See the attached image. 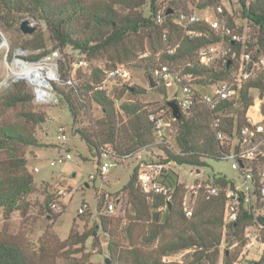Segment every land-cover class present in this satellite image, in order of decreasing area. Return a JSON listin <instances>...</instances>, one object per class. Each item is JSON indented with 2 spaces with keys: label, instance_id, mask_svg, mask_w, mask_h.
<instances>
[{
  "label": "trees",
  "instance_id": "16d2710c",
  "mask_svg": "<svg viewBox=\"0 0 264 264\" xmlns=\"http://www.w3.org/2000/svg\"><path fill=\"white\" fill-rule=\"evenodd\" d=\"M130 1L132 4L126 2L125 5L131 11L122 14L115 8V4H123L121 0H0L4 5L0 9V19L8 22L2 23L4 27L11 28L17 24L16 13L36 15L45 20L56 48L64 52L65 48L70 47L78 52L79 58L84 57L90 61L88 79L75 77L72 84H67L72 75H69L67 67L66 70L60 68L63 71L60 81L67 90L57 86L55 88L60 101L69 109L73 122H76L83 111L91 116V126L76 131L98 162L99 172L106 149L114 152L118 158L128 156L124 159L127 160L150 148L158 147L164 152L159 162H175L177 165L195 168L208 167L209 160L224 161V154L230 146L217 140L211 125L212 112L201 100H196L192 110L174 122L176 129L172 139L175 150H171L156 143L154 123L149 118L150 112L143 105L137 101L125 102L119 108L111 91L98 87L105 78V68L119 63L132 67L127 61L133 57L145 63L143 69L153 84L161 83L155 72L162 65H169L171 69L182 68L185 72H198L202 75L198 82L204 85L233 78L235 62L212 66H201L198 63V49L221 38L207 22L201 20L195 25L202 32L201 35L184 36L185 32L173 22L172 15H167L163 24L157 22L159 0H149L148 16L135 9L144 5L147 0ZM216 1L208 0L199 9ZM237 1L242 6L243 15L259 29L255 42L259 48L254 54V44L244 40L233 43V50L237 56L244 50L250 51L253 59L257 61L264 55V0H252L249 4L247 0ZM165 31L168 40L163 37ZM34 33L27 35L33 39L37 36ZM133 36L139 38L137 44H132ZM180 40V47L175 54L166 52L169 42ZM40 46L43 44L33 45L34 48ZM46 52L43 53L47 54ZM143 53L147 55L142 56ZM39 57L40 55H34L30 59L37 60ZM95 61H103L105 68L97 65ZM127 89L131 93L138 90L131 86ZM204 89L209 90L206 86ZM255 91H259L261 96L264 95V71L245 81L235 103L225 102L219 108L224 114L222 129L226 133H230L235 126L241 128L246 124L247 111L255 102ZM169 102L171 101L167 102V108ZM93 103L98 104L102 111V117L97 120H93L91 113ZM41 106L43 105L35 103L32 85L25 79L13 80L0 92V208L6 216L16 210L27 211L30 206L27 195L36 189L34 175L28 169L25 148L42 144L35 133L36 127L47 120L45 111L36 108ZM162 109L151 112H160ZM262 113L264 114V105ZM9 116L13 117L6 118ZM150 164L153 163H147ZM140 169L141 165L135 166L129 180L123 185L130 205L128 223L123 227L122 218H108L103 215L101 225H95L90 232L81 235L77 233L79 238L73 244L84 245L91 236L98 240V230L102 227L110 236L108 252L118 264H219L220 247L225 240L228 245L222 264H235L240 250L230 249V246L235 242L239 246L246 244L247 227L264 225V215L255 216L250 207L241 206L239 218L225 226L226 198L223 193L211 198L200 196L193 215L188 217L183 208L184 188L182 184H177L178 175L173 170L171 174L176 179L171 178L170 174V179L165 178V182L175 187L174 199L166 210H161L165 204L163 196L144 192L139 184ZM219 181L223 184L228 182L225 176H220ZM89 211L90 208L81 215ZM72 237L73 234L68 240ZM177 254H182L181 261L164 260V256ZM260 260H264V253ZM0 264L46 263L37 260L18 242L0 236ZM70 264L91 263L88 260L85 263L73 260Z\"/></svg>",
  "mask_w": 264,
  "mask_h": 264
},
{
  "label": "rangeland",
  "instance_id": "374dc122",
  "mask_svg": "<svg viewBox=\"0 0 264 264\" xmlns=\"http://www.w3.org/2000/svg\"><path fill=\"white\" fill-rule=\"evenodd\" d=\"M121 1L123 4H115V8L122 14L131 11L130 8H126L125 3L132 4V2L130 0ZM207 1L199 0L198 3L192 5L189 1L159 0L157 9L159 11L167 4L178 10L184 7L183 10H190L197 6L199 16L214 18L218 5L222 4L224 5V15L229 22L234 23L235 29L244 40L251 41L254 44L252 51L255 54L257 48H259L255 44L259 29L248 17L243 15L240 3L237 0H217L214 4L199 9L200 5ZM251 1L247 0V3L249 4ZM149 4L150 2L147 0L144 5L135 9L144 16H148ZM3 7V3L0 2V9ZM16 18L18 19L15 22L17 24L11 28L4 27L2 23L8 22L0 19V34L7 40V44L5 43L0 47V92L8 87L15 78L13 73L17 69L14 66L15 59L38 62L46 55L58 50L55 61L57 60L62 70H66L67 67L69 75L83 77L82 80L88 79L89 72L83 68H77L74 64L79 56L78 52L73 51L70 47L65 48L64 52L56 48L44 19L30 13L21 12L16 13ZM24 19H29L31 23L37 26L34 33L37 36L33 39L24 34L19 27ZM28 39L32 40L27 42ZM131 39L132 44L139 42L137 36H133ZM24 44L27 46H24ZM34 44H43V46L34 48ZM44 51H47V54H44ZM262 51L264 52V48H262ZM34 55H40V57L37 60L30 59ZM127 62L132 64V67H130L131 79L123 85L116 82L107 84L108 90L111 91V95L115 99L116 106L121 108L122 103L137 101L148 112L159 111L161 108L167 110V102L173 100L175 89H167L162 82L151 83L146 71L143 69L145 63H141L137 57H133ZM62 70L60 69V76L63 75ZM6 82L8 85H6ZM55 86L67 90L61 81H57ZM130 86L138 88L137 92L131 93L127 89ZM201 89L205 90L204 88ZM253 93L255 98L258 97L259 92L255 91ZM259 96L263 99V106L264 95ZM36 108L45 111L47 114L46 122L38 125L35 130L36 136L42 143L41 146H28L25 148V155L29 162L28 169L34 175L36 189L33 193L27 195V201L30 203L27 211L16 210L10 216H6L3 209L0 208V236H6L18 242L37 260L46 264H70V261L73 260L80 263H85L88 260L91 264H118L108 252L110 236L102 227H99L98 230V240L95 236H91L85 241L84 245L81 243L73 244V242L79 238L78 234L90 232L95 225H101L103 215L108 218H122L121 225L123 227L128 223L130 205L128 204V194L123 190V185L129 180L135 166L141 165L142 170L149 171L150 167L146 166L147 163L160 161L163 157L161 148L153 147L125 161L119 160L117 166L111 167L108 172L102 175L98 170V162L93 154H90L86 143L76 131V129L90 127L92 124L91 116L83 111L79 114L76 122H73L69 109L62 101H59L58 104H44ZM91 113L93 120L102 117L101 107L96 103L92 104ZM10 117L13 116L6 118ZM125 119H127L126 116ZM60 126L66 128V139L59 140L57 138ZM170 141H173V139L170 138ZM163 146L167 145L163 144ZM67 152L72 154L71 159L54 166L51 165L52 160L65 156ZM36 166L40 168L39 171L34 170ZM172 169L178 174L181 181H187L191 184L198 178L197 168L195 167L172 165ZM213 171L229 177L239 176L238 171L232 167L231 161L209 160V166L204 168V173L210 174ZM92 174L95 175V178L90 177ZM170 174L171 172L168 174L169 176L165 175L166 180L170 179ZM171 178H175V176L171 174ZM182 186L184 188V185ZM118 198H120V201L117 202ZM54 202L61 206V210L55 211L52 209L51 205ZM83 202L89 204L90 211L81 215L79 212ZM111 202L115 204V209L113 212H107L106 206ZM247 232L259 233L260 238L264 237V231H261L257 226L245 230V235ZM71 234H73V237L68 240ZM245 238L247 242V237L245 236ZM227 245L225 240L221 244L219 264L223 262ZM244 246H239L237 242L230 246V249L238 248L240 250L235 264H251L252 261L261 258L262 245L260 243H256L250 249H246ZM107 258L111 259L109 263L106 262ZM181 259L182 254H177L172 255L170 261H181Z\"/></svg>",
  "mask_w": 264,
  "mask_h": 264
},
{
  "label": "built area",
  "instance_id": "2783aa9c",
  "mask_svg": "<svg viewBox=\"0 0 264 264\" xmlns=\"http://www.w3.org/2000/svg\"><path fill=\"white\" fill-rule=\"evenodd\" d=\"M177 1V0H172ZM198 3L199 0H179ZM224 5L220 4L215 11L214 18L206 16L202 18L197 12V6L190 10L175 9L173 6L167 4L158 11L157 22L163 24L166 21L167 15L173 16V22L181 27L185 35L190 37L201 35L202 32L195 28L201 20L207 22L216 33L221 37L220 40L212 42L208 45L202 46L197 51L198 63L201 66H212L216 64L225 65L235 62V71L233 78L228 81L212 82L206 85L199 83L202 78L198 72H185L181 69H171L169 65H162L161 69L156 70L155 76L158 77L168 89H175L173 100L176 101L183 114L192 110L195 101L201 102L212 112L211 125L215 131V136L221 144L229 145L230 148L224 154V161H231L232 167L238 171V177H229L220 172L213 171L210 174L204 173L205 167H198V178L193 183L181 181L178 176L177 184L184 185L183 194V208L188 217L193 215L194 207L200 198L205 196L207 198L216 197L220 194L225 195L224 208V222L225 226L236 221L241 213V206L250 207L255 216L264 215V114L262 113L261 97L255 98V102L247 111L246 124L241 128L234 127L230 133H226L222 127L224 125V114L219 108L222 104L232 103L237 100L245 81L249 78L257 76L264 71V55L259 60L253 59L250 51L244 50L239 56L233 50V43L237 41L244 42L241 34L235 29L228 18L224 15ZM195 9V10H194ZM169 10L171 12H169ZM165 40H168V34L165 31L163 34ZM231 43V44H230ZM181 40L169 42L166 47V52L175 54L180 47ZM59 51V50H58ZM58 51L46 55L41 61L31 62L23 59H15L14 70L15 78L25 79L31 85L34 93V101L36 104L44 105L55 103L58 104L60 99L55 88V83L60 81V67L55 59H57ZM143 53L142 56H146ZM95 63L105 68L103 61H95ZM74 64L77 68H83L90 71V61L84 57L76 59ZM190 65V64H189ZM23 67H40L42 69L41 77L46 81L42 84L36 78H28L24 75L19 76L16 73H21L20 68ZM132 77L130 66L126 63H119L116 66L105 68V78L98 86L101 89H108L109 82L126 83ZM75 76L67 81V84L74 82ZM6 85L8 83L6 82ZM208 87L209 90H202L201 88ZM259 92V91H257ZM232 115V114H231ZM149 118L153 121L156 129V143L166 144L171 150H175L173 141H170L172 134L175 132L174 122L177 120L173 115L172 108L167 110L162 109L160 112H150ZM59 140L66 139V128L59 127ZM163 156L164 152L162 150ZM115 153L106 149L103 152L101 160L100 172L106 173L111 167L117 166L119 160ZM72 158V154L67 152L65 156H60L51 161L54 166L58 163H63ZM117 160V161H115ZM172 165H177L175 162L161 163L155 162L150 165L149 171L141 169L139 174L140 184L145 193L149 195H162L165 204L160 208L166 210L171 205L174 199L175 187L166 184L165 175L167 176L173 169ZM39 171V167L35 168ZM174 171V170H173ZM175 172V171H174ZM176 173V172H175ZM177 174V173H176ZM178 175V174H177ZM220 176H225L227 184L219 181ZM95 178V175H91ZM225 185V186H223ZM89 204H82L80 214L85 213L89 208ZM55 211L61 210V206L54 202L51 205ZM115 204L109 203L106 207L107 212H113ZM252 226L247 227L249 230ZM257 227L264 231V225H257ZM246 249L252 248L256 243L262 245L261 252L264 253L263 238H260L259 233L247 232ZM260 238V239H259ZM261 255V257H262ZM261 259V258H260ZM254 260L251 264H264V260ZM165 261H170L171 256H164Z\"/></svg>",
  "mask_w": 264,
  "mask_h": 264
},
{
  "label": "water",
  "instance_id": "95a60500",
  "mask_svg": "<svg viewBox=\"0 0 264 264\" xmlns=\"http://www.w3.org/2000/svg\"><path fill=\"white\" fill-rule=\"evenodd\" d=\"M172 11V10H171ZM169 10V12H171ZM20 29L24 34H33L37 30V26L34 23H31L29 19H24L20 23ZM4 43L7 44V40L0 34V47L4 45ZM170 107L173 110V115L176 119H181L183 117V113L180 110V107L176 101L169 102ZM110 258L106 259V262H110Z\"/></svg>",
  "mask_w": 264,
  "mask_h": 264
},
{
  "label": "bare ground",
  "instance_id": "6f19581e",
  "mask_svg": "<svg viewBox=\"0 0 264 264\" xmlns=\"http://www.w3.org/2000/svg\"><path fill=\"white\" fill-rule=\"evenodd\" d=\"M4 45H5V43H4ZM42 69H43V67L42 68H40V67H30V68L26 67L25 68V67H23V68L19 69V71H21V73H16V74L19 76L24 75L28 78H31V77L36 78L39 82L44 84V83H46V81L44 79H42V77H41Z\"/></svg>",
  "mask_w": 264,
  "mask_h": 264
},
{
  "label": "crops",
  "instance_id": "0c3cea01",
  "mask_svg": "<svg viewBox=\"0 0 264 264\" xmlns=\"http://www.w3.org/2000/svg\"><path fill=\"white\" fill-rule=\"evenodd\" d=\"M36 167H38V166H36ZM36 167H34V170H35ZM39 170H40V168H39Z\"/></svg>",
  "mask_w": 264,
  "mask_h": 264
}]
</instances>
